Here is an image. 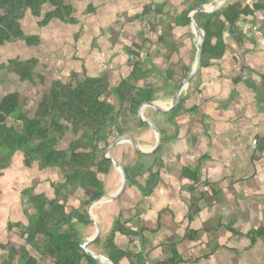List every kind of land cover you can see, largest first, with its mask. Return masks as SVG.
Here are the masks:
<instances>
[{
    "label": "crops",
    "instance_id": "obj_1",
    "mask_svg": "<svg viewBox=\"0 0 264 264\" xmlns=\"http://www.w3.org/2000/svg\"><path fill=\"white\" fill-rule=\"evenodd\" d=\"M28 14L34 18L31 12ZM79 22L65 23L73 26ZM176 22L178 17L172 23L173 31L165 30L164 33L172 37H167L168 40L178 45L171 62H179L174 56H178L180 49L186 46L184 60L178 57L181 64H177L174 78L170 79L168 75L172 70L170 65L162 72L159 64L152 60L146 66L151 68L146 79H132L128 54L123 61L127 74L120 77L118 82L128 80L141 87L147 86L141 85L142 81L150 84L154 88L153 99L159 100L164 108L171 105L179 84L188 74L185 67L191 68L194 64L196 58L193 61L191 57L193 48L198 46L193 27L190 31L189 27L176 25ZM186 31L189 37L183 34ZM31 34H38L43 39L40 33ZM182 35V41L178 40ZM224 39L227 43L225 55L201 68L191 80L189 88L184 89L186 98L180 109L177 107L171 112H160L150 104L143 107L144 117L154 120L162 129L163 142L157 153L142 154L136 162L144 165L143 179L139 178L142 185L129 180L121 196L124 200L119 209L121 218L127 219V226L139 230L141 234H119L117 241L126 248L142 252L145 264H264V232L260 236L250 235L251 231H264V152L256 153L259 140H264V10L242 16L232 27L227 25ZM180 42L183 44L180 45ZM70 50L75 49L71 46ZM91 55L103 57L99 49L81 52V67L89 71L86 76L108 75L113 81L116 74L113 68L108 71L105 62H94ZM163 58L169 61L166 53H163ZM89 64H95L100 71L90 72ZM184 69L188 71L187 74ZM157 72L163 73L159 75L160 83L153 78ZM181 72L183 75H179ZM160 91L162 94L157 95ZM135 121L132 125L141 119ZM131 130L137 136H130L140 140L146 150L154 148L157 138L152 129L148 133L143 125L131 126L128 131ZM125 132L122 134H128ZM15 154L8 167L3 169L7 186L16 183L19 178V174L7 175L9 166L17 165V157L22 162L20 167L27 166L23 152L19 150ZM255 155L257 158L253 160ZM186 167L197 168L201 181L209 180L217 184L214 199L202 202L201 211L192 220L189 218L192 197L198 194L199 189L185 173ZM106 190L110 193L117 191L109 190L107 185ZM101 203L93 207L94 216L96 210L95 217L103 231H109L115 222H105V214L112 213L114 208L109 202ZM16 222L23 225L21 221ZM193 229L199 230L200 239H184ZM172 243L178 244V252L183 260L175 258L169 247ZM173 258L176 263L171 261ZM121 264L132 263L125 258Z\"/></svg>",
    "mask_w": 264,
    "mask_h": 264
},
{
    "label": "trees",
    "instance_id": "obj_2",
    "mask_svg": "<svg viewBox=\"0 0 264 264\" xmlns=\"http://www.w3.org/2000/svg\"><path fill=\"white\" fill-rule=\"evenodd\" d=\"M214 1L188 0L187 7L177 15L176 25L187 26L192 31L191 20L187 18L188 12L197 6ZM247 1L250 0L227 1L215 12L195 14L196 20L207 32L202 67L211 65L215 59L225 55L227 43L224 31L227 25L232 27L242 16L264 10V0H253L252 3ZM46 6L49 7L44 13ZM164 6L151 10V6L147 5L137 18L141 19L151 11L162 14ZM91 10L94 11V8L91 7ZM28 12L41 19L39 21L41 26L48 25L52 20L78 22L75 7L66 0H0V47L20 40H25L29 46L41 43L40 35L27 34L24 29L23 20ZM168 26L170 29L174 27L172 23ZM152 28H156L155 23ZM164 33L159 32L158 40L167 45L166 56L170 60L178 45L168 40ZM148 40L151 38L140 39L137 36L127 46L132 66L131 76L134 80L146 79L150 73L151 68H146L141 53ZM40 61L38 56H33L27 59L10 58L0 63V84L3 72H15L23 81H36L35 67ZM185 69L189 71L190 66ZM174 73L173 70L169 72L170 79L174 78ZM153 91L154 88L149 85L141 87L128 80H122L114 86L111 76L103 75L85 76L76 84L54 80L46 92L25 94L14 91L1 96L0 174L8 167L15 152L21 150L27 166L37 162L42 169L59 167L64 178L56 184L53 197L46 193H37L33 187L23 190L22 201L31 210V213H26L28 223L24 225L22 233L24 242L0 243V250L7 252V255H0V264H103L81 246V237L76 225L87 227L94 224L87 206L92 200L107 192L106 181L100 177V173L109 175L113 162L104 157L101 142L105 141L108 145L118 133L127 131L131 126L142 127L146 124L141 120L132 125L128 113L137 114L143 101L153 99ZM112 96L119 100V110H116L114 103L107 99ZM178 108H181V104ZM14 115L20 120L21 128L16 127L11 121ZM69 130L82 133L83 140L70 141L68 146H65L62 143L63 136H57L55 133L66 135ZM263 152L264 140H259L256 153ZM139 153L142 155L140 151ZM256 158L255 155L253 160ZM143 169L144 165L141 162L126 166L128 179L132 180V183H138L139 178L144 175ZM185 173L199 189L198 194L192 197L189 212V218L192 220L201 211L202 202L207 203L214 199L217 184L209 180L201 181L197 168L186 167ZM72 183L81 186L89 194L80 206L69 205L68 193L71 191ZM127 223V219L117 218L114 226L109 231H102L100 237L95 240L92 244L93 250L109 256L116 264H121V260L125 258L132 264H145L142 252L126 248L117 241L119 234L128 236L141 234L139 230L127 226ZM14 227L21 229L22 224L9 223V229ZM230 230L235 232L233 229ZM263 232L262 229L251 231L250 235L260 236ZM184 239L199 240V230H189ZM177 245L172 243L169 247L175 258L183 260ZM28 247L37 252L40 258L31 255ZM175 258L171 261L176 263Z\"/></svg>",
    "mask_w": 264,
    "mask_h": 264
},
{
    "label": "rangeland",
    "instance_id": "obj_3",
    "mask_svg": "<svg viewBox=\"0 0 264 264\" xmlns=\"http://www.w3.org/2000/svg\"><path fill=\"white\" fill-rule=\"evenodd\" d=\"M76 8L75 16L80 20L78 24L73 26L61 20H53L47 26H40L36 17H31L30 14L23 20V26L26 29L27 34L40 33L43 37L42 43L39 45L29 46L25 40L7 43L0 47V63L8 61L10 58L20 57L23 59L38 56L40 63L35 67L37 72L36 81L29 80L23 81L20 75L15 72H3L1 75L2 82L0 84V98L4 94L9 92H22L25 94H33L38 91H49L50 86L54 80H62L64 82H72L76 84L80 79H83L89 71H84L79 61V56L82 51L90 52L92 49H99L103 54V57H97L91 55L94 58V62L99 61L100 64L106 63V69L108 71H115V77L112 81L116 86L120 77L127 74V67H125V58L129 54L127 46L131 44L136 37L140 39L150 37L151 40L146 42V46L141 50L145 66L149 65V62H157L162 72L166 70L167 66L174 71L181 64L180 56L184 60L186 55V46L180 49V54L174 56L175 60L179 61L177 64L174 62L166 61L163 58V53H167L166 45L162 46L159 39V32H165V30L173 31L169 28V23L176 21L177 15L181 13L187 7L188 0H66ZM166 2V4H164ZM162 7V14H155L150 12L146 16L138 19L137 16L144 12V8L147 5L151 6V10ZM49 6L45 7L44 13L48 10ZM94 8V11L91 10ZM29 13V12H28ZM134 20V21H132ZM155 23V29L152 28ZM140 25V27H139ZM100 32V35L98 33ZM71 34V36H69ZM185 37L190 35L183 33ZM184 35L179 36L178 40L183 39ZM148 36V37H147ZM167 37V33L165 35ZM168 38L170 35L168 34ZM177 39V37H176ZM187 41V40H186ZM181 43V42H180ZM181 43L180 45H182ZM75 50H70V47ZM182 46H179V48ZM193 61L196 58V50L194 47ZM77 51V52H76ZM166 51V52H165ZM75 54V55H74ZM75 56V57H73ZM99 64V66H100ZM105 67V66H104ZM177 67V68H176ZM90 72L100 71L95 64H89ZM182 71V70H180ZM184 71L187 72L185 69ZM78 74H75V73ZM104 72V71H102ZM157 72L153 75V78L160 83V74ZM183 75V72L179 75ZM141 85H150L144 81L140 82ZM162 89V88H161ZM162 94L158 92L157 95ZM105 98V97H103ZM110 102L114 103L116 109L118 108L119 100L115 97L107 98ZM148 116V115H147ZM131 117V118H130ZM131 122L133 120L139 121V116H130ZM149 117V116H148ZM11 121L18 128H21V122L17 117L12 116ZM136 122V121H135ZM152 127L149 124H144V130L150 133ZM153 130V129H152ZM141 131V130H140ZM154 132V131H153ZM127 135L137 136L132 130L126 131ZM143 133V131H142ZM82 133H76L74 130H69L67 135H62L57 132L55 135L63 136L65 146H68L70 141H78ZM107 147L105 141L101 142V149L104 151ZM18 154V153H16ZM14 154V155H16ZM110 154L117 158L124 166L137 164L141 155L132 143H121L120 145L111 149ZM16 160L15 166H9L8 174H19V178L16 183H10L7 186L5 181V170H2L0 174V243H6L13 241L16 244L23 243L22 233L24 231V224L27 223L28 217L26 213H31L29 206L22 202V196L20 193L23 188L33 186L35 191H43L50 197L55 195V186L58 182L64 178L63 172L59 167H49L42 169L36 162L32 166H23L21 159ZM111 173H101V178H105L107 188L109 190L118 189L122 184V175L114 166H111ZM11 169V171L9 170ZM4 174V175H3ZM6 175V177H7ZM143 178L141 177V180ZM142 185V181L138 184ZM51 188V189H50ZM69 194V205L80 206L89 195L88 192L81 186L71 184V191ZM107 204L102 202L101 204ZM111 207L114 208V213L107 212L105 214V222L114 223L117 218H120L119 209L122 207L124 200L119 197L118 199L109 202ZM99 204V203H98ZM100 205V204H99ZM88 207V206H87ZM11 208V209H10ZM93 212V209H92ZM94 215V212H93ZM95 216L96 210H95ZM16 221L23 223L22 228L14 227L8 228V224ZM79 236L81 239L90 238L96 232L95 224L85 227L84 225H76ZM68 228V227H67ZM21 235V236H20ZM92 248V247H91ZM94 248V247H93ZM31 255L39 257L38 253L30 249ZM0 255H7V252L0 250ZM18 257L16 256V259ZM40 258V257H39ZM15 259V260H16Z\"/></svg>",
    "mask_w": 264,
    "mask_h": 264
},
{
    "label": "water",
    "instance_id": "obj_4",
    "mask_svg": "<svg viewBox=\"0 0 264 264\" xmlns=\"http://www.w3.org/2000/svg\"><path fill=\"white\" fill-rule=\"evenodd\" d=\"M227 1H232V0H215L214 2L209 3V4L197 6L188 12L187 18L191 20L192 27L196 33V36H197L198 46H197V50H196V60H195L194 64L192 65V67L190 68L188 74L185 76V78L179 84V87L177 88L175 95L173 96V98L171 100V105L167 108H164L160 104L159 100L151 99V100L143 101L139 106V110H138L139 118L143 122H145L146 124H149L156 134L157 140H156V145L154 146V148L152 150H146L144 148V146L141 144L140 140H138L137 138L132 137V136L127 135V134L118 133L117 137L114 138L107 145V147L104 151V154H103L104 157L106 159H111L114 166L121 173L122 184L116 192H114V193L106 192L103 195H101L100 197H98V198H96L90 202V204L87 207V211H88L90 217L92 218L94 224L96 225V232L90 238L81 240V246L89 254H91L92 256L97 258L98 260H100L103 264H116V263L109 256L105 255L104 253L98 252V251L90 248V245L93 244L95 242V240L100 237V235L102 234V231H103V227H102L100 221L93 215L92 209L96 204H98L100 202H110L112 200H115V199H118L119 197H121L125 193V191L128 187V182H129L126 167L117 158L113 157L110 154V151L112 148L120 145L121 143H126V142L132 143L133 145H135L136 148L142 154H153V153H156L160 149L162 142H163L162 129L155 123L154 120H151V119L144 117L143 112H142L143 107L146 104H150L154 108L159 110L160 112H171V111L175 110L180 104H182L183 100L186 98V93L184 91L189 88V84H190L191 80L201 70L202 59H204V49H205V41L207 38V32L202 26H200L198 20H196L195 14L197 12H215V11L221 9ZM199 39H201V41Z\"/></svg>",
    "mask_w": 264,
    "mask_h": 264
},
{
    "label": "flooded vegetation",
    "instance_id": "obj_5",
    "mask_svg": "<svg viewBox=\"0 0 264 264\" xmlns=\"http://www.w3.org/2000/svg\"><path fill=\"white\" fill-rule=\"evenodd\" d=\"M115 109H116V108H115ZM116 110H117V109H116ZM118 110H119V109H118ZM138 110H139V108H138ZM129 111H130V110H129ZM131 114L134 115V116H139L138 111H137V114H136L135 112H134V113L130 112V113H128V116H129V117L132 116ZM128 116H127V117H128ZM130 118H131V117H130ZM155 123H156V122H155ZM67 134H68V132H67ZM67 134H66V135H67ZM79 140H81V141L83 140V136H82V135L80 136ZM160 148H161V147H160ZM159 150H160V149H159ZM159 150H158V151H159ZM158 151H157V152H158ZM157 152H156V153H157Z\"/></svg>",
    "mask_w": 264,
    "mask_h": 264
},
{
    "label": "bare ground",
    "instance_id": "obj_6",
    "mask_svg": "<svg viewBox=\"0 0 264 264\" xmlns=\"http://www.w3.org/2000/svg\"><path fill=\"white\" fill-rule=\"evenodd\" d=\"M200 41H201V39H200ZM101 203V202H100ZM99 206V205H98Z\"/></svg>",
    "mask_w": 264,
    "mask_h": 264
}]
</instances>
